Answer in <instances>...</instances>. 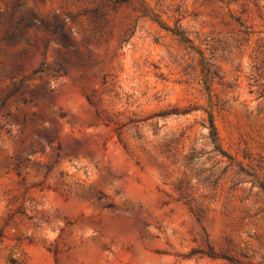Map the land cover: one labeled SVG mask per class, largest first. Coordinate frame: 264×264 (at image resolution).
<instances>
[{
	"label": "rangeland",
	"instance_id": "1",
	"mask_svg": "<svg viewBox=\"0 0 264 264\" xmlns=\"http://www.w3.org/2000/svg\"><path fill=\"white\" fill-rule=\"evenodd\" d=\"M0 264H264V0H0Z\"/></svg>",
	"mask_w": 264,
	"mask_h": 264
}]
</instances>
